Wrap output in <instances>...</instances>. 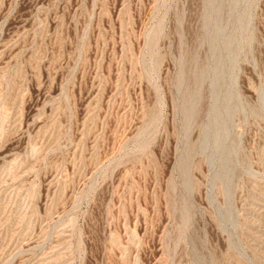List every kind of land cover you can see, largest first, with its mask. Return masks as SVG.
Masks as SVG:
<instances>
[{"label": "rangeland", "instance_id": "rangeland-1", "mask_svg": "<svg viewBox=\"0 0 264 264\" xmlns=\"http://www.w3.org/2000/svg\"><path fill=\"white\" fill-rule=\"evenodd\" d=\"M0 264H264V0H0Z\"/></svg>", "mask_w": 264, "mask_h": 264}]
</instances>
